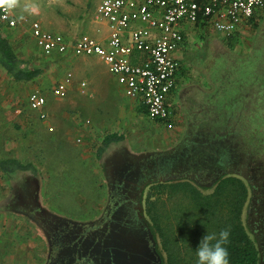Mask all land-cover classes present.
<instances>
[{
	"label": "rangeland",
	"instance_id": "1",
	"mask_svg": "<svg viewBox=\"0 0 264 264\" xmlns=\"http://www.w3.org/2000/svg\"><path fill=\"white\" fill-rule=\"evenodd\" d=\"M99 1L0 0V11L2 6L7 4H14L16 7L14 15L17 25L10 27L0 21L3 34L13 43L20 58L30 62V66L44 69L39 79L22 84L12 81L0 68V157L14 156L26 162L32 161L41 171L40 177L35 176V180L31 181L23 173L15 179H9L0 173V264H45L48 249L45 236L37 224H40L42 215H46L49 211L74 222H85L99 215L100 207H103L107 200L108 190L104 162L99 160L97 151L102 145V138L114 132L116 127L124 131L126 141H123L122 145L127 147L126 153L134 158L141 157L151 162L155 161V156H170L171 161H175L173 163L175 167L181 159L176 158L175 153L187 146L183 144L186 141L185 143L191 142L197 145L194 151L189 150L187 156L188 159L196 160L199 168L202 161L212 160L213 149L209 152L207 148H200L199 142L192 140L196 129L190 121L187 126L190 132L188 135H183L176 128L168 129L163 123L151 120L144 114L131 112L130 107L125 103L128 98L124 95L121 86L98 58H84L87 60L85 61L83 58L47 57L38 48L31 32L34 22H39L48 31L67 36L89 32ZM250 30L255 33L254 37H250L251 51L246 53V50H240L242 48L239 49V42L236 43V49L238 48V54L246 57L245 60H241L242 62L253 63L252 57L256 55L259 63L256 67L263 71L264 19L259 21L257 26L250 25ZM207 32L210 38L208 35L199 42L198 35V42L192 45L189 51L191 56L198 59L197 69L204 70L207 79L205 82L204 80L197 82L199 92L195 96L203 99L210 96L214 99L212 105L215 104V107L224 110L227 106L229 108L230 102L236 101L240 95H245V92L253 93L250 90L253 80L260 84L261 94L264 93V75L256 78L253 76L251 66L242 64L238 68V62H234V59L224 61L217 48L221 42L215 39L222 34L210 30ZM250 55L251 57H248ZM233 62L236 66L232 65ZM240 72L241 75L248 74L250 77L249 81L243 79L242 87L237 78ZM67 73L74 75L75 86L63 98L54 96L52 89ZM80 81L88 83L86 90L79 86ZM254 88L257 89L256 86ZM35 91H40L47 97L46 120L42 119L38 112L29 109L28 98ZM249 97L251 99L253 96ZM114 100L125 106L123 110L125 114H120L119 108H115ZM225 102L227 103L224 106ZM240 103L241 107H244V103L242 101ZM212 105L210 106L208 102L202 106L205 111L198 117L200 122L209 116L214 117V113L210 111ZM201 111L199 110V114ZM257 111L254 117L253 115L241 117L242 111H239V118L242 121L240 127L248 128V137L252 138L250 143L253 145L244 146L242 152L245 149L249 151L247 149L249 148L257 153L261 143L264 146V128L261 129L263 135L260 137L258 133L254 135L252 127L254 125L257 129L259 123L264 121L262 97ZM221 116L220 114L219 118ZM50 127L53 130H50ZM210 137L212 143L216 144L217 138L213 135ZM255 137H259V140L255 141ZM199 138L209 139V134L204 132ZM117 145L110 147L108 154L105 155L106 157L110 153L114 154L113 168L110 170L112 174L114 172V181L118 178L119 168L132 171V165L127 164L131 161L122 155L123 150ZM238 151L239 148L232 150L234 154ZM258 157L243 158L239 164L230 166L229 170L240 171L260 191L264 189V156L258 155ZM109 160L108 163L110 162L111 165L113 160ZM181 164L182 162L166 175L163 174L169 182L186 180L204 186L211 183L212 177L216 174L212 170L220 169L221 162L219 159L210 162L211 171L204 168L206 173H210L209 177H206L205 173L197 175L200 170L193 167L197 171L195 173L191 164H187L188 166L182 164L183 167ZM146 167L148 171L151 164ZM161 175L159 170L152 169V178H150L152 182H157ZM67 178L72 180L69 184ZM148 181L149 179L146 181V186ZM28 182L34 183L32 187L36 185L35 191L27 184ZM21 191L30 195L35 193L33 197L38 195L40 210L27 203L25 197H15L14 193L18 194ZM258 196L259 193L255 194V197ZM259 210L264 213V205L253 201L251 212L256 215L250 219V226L252 230H258L257 235L262 234L259 242L262 243L264 251V225L259 222Z\"/></svg>",
	"mask_w": 264,
	"mask_h": 264
},
{
	"label": "flooded vegetation",
	"instance_id": "2",
	"mask_svg": "<svg viewBox=\"0 0 264 264\" xmlns=\"http://www.w3.org/2000/svg\"><path fill=\"white\" fill-rule=\"evenodd\" d=\"M237 36L238 35L236 34L231 39L224 35L217 37L221 39V43L217 45V48L224 61L234 59V62H238L239 68L242 65V61L239 59L241 54H238L236 49ZM190 47L191 46L188 43V47L185 45L183 49L178 52L180 71L177 76L176 86L173 93H176L178 97L180 106L186 114L187 122L189 123L190 121L193 128L196 129L194 137L192 136V140L196 143L199 142L201 144L199 147L202 149L207 148L209 152L210 149H213V154H211L212 160L210 161L200 160L202 162L200 163L201 168H199L196 160H193L192 158L188 159L187 156L189 150L194 151L197 145L191 142L185 143L186 141H184L183 144H187L188 147L184 146L183 149H180L179 152L175 153L176 158H181L178 160L176 166H180L181 162L183 165L191 164L194 171L195 169L200 170L198 172L195 171V173L197 172V175L205 173L204 175L209 177L210 173H206L205 169L211 171L212 166L210 165V162H215L219 159L221 162L219 166L220 169L216 171L212 170L216 174L212 177L211 183L204 186L196 184L201 190L207 193H212L217 184L224 178L236 177L245 182L248 188V198L242 214V220L260 253L259 264H264V251L261 245L262 243L259 242V237H261L262 234L257 235L258 230L254 231L250 226V219L256 215V213L251 212V204L253 201H258L259 205H264V189L258 191V187L252 185L247 176L238 170H229L230 166L239 164L243 158L253 159L254 156H264L263 143H261V145L258 144L260 145V148L257 153H254L252 149L249 148H247L249 151H246L245 149V151L242 152L244 146L253 145L250 143L252 138L248 137V128L246 129L244 127V129L240 127L242 121L241 118H239L240 110L242 111L241 117H245L246 115H253L254 117L255 114L258 113V104L261 103V100L259 97L257 101L253 100V97L250 99V93H244L241 91L245 95H240L236 101L230 102L229 108L227 106L224 110H220L221 108L215 107V104L212 105L214 99L209 96L208 102L210 106L212 105L210 111L214 113V117L209 116V118L200 122L198 117L205 111L204 110L199 114L201 108L196 110L197 112H194V114H191V112L189 114L184 107V101L188 100L189 95H192L193 92H199L197 88L198 81L204 80L205 82L207 80L203 72L204 70L201 71L202 69L199 67L198 68L201 70L197 69V65H199L197 64V62H199L198 59L189 54V51L191 50ZM234 62L232 65L236 66ZM241 74L242 73L240 72L237 78H239L238 81L241 82L242 87L244 86L242 85L243 79L246 78L247 81H249V76L248 74ZM181 90H184L182 95L180 92ZM191 101L194 105L193 108L201 107V104L197 102V100L196 102H194L193 99ZM240 101L244 103V107H241ZM233 102L235 103L233 104ZM226 103L227 102L223 105L225 106ZM252 105L255 107L253 110ZM220 114L222 116L219 118ZM232 120L234 122H232ZM256 123L258 124L257 120ZM259 125L260 126L257 129L254 125L252 127L254 128V135L258 133L259 136L262 137L263 130L261 129L262 127L264 128V121H261ZM189 132L190 130L187 127L185 135H188ZM204 132L209 134V139L199 138ZM211 135L217 138L216 144L212 143ZM257 139L259 140V137H255V141H257ZM114 144H118L117 146L123 150L122 155L126 156L127 159L131 161L127 164L132 165V171H128L123 167L119 168V173L117 175L118 178L115 179V181L114 172L112 174L110 171L113 168L114 156L112 155L114 154L110 153L111 155L109 154L105 157V155L108 154L109 148L113 147ZM114 144L107 149L102 158V162H104L103 165L107 181L108 196L104 206L100 207L99 215L97 217L88 219L85 222H70L60 219V217L52 211H49L46 215H42L43 218H41L40 224L38 223L37 226L41 229L46 239L48 253L45 264H168L166 253L161 244V239L158 234H155L152 230L153 223L148 217L146 200L153 185L169 182L163 174L166 175L171 170L176 169V166H173L175 161H171L170 156H155V161L153 160L151 162L149 159L147 160L141 157L134 158L126 153L125 149L127 147L122 145V141ZM235 148H239L237 154L232 152ZM110 156L113 158H110ZM104 158H106L105 161ZM213 158L216 160H213ZM108 160H113L111 165L109 164L110 162L108 163ZM134 161L135 166L133 167ZM150 164L151 167L147 171L146 165ZM182 164L181 166L183 167ZM152 169H157L162 173L157 182H152ZM23 174H26L25 176H27L29 181L33 179L35 180L34 174ZM148 179L149 181L146 186L145 184ZM197 182L198 181H196V183ZM27 184L35 191L36 185L32 187L34 184L33 182H28ZM257 193H259V196L255 197V194ZM34 194L35 193H31V196L24 191H21L18 194L14 193L15 197H25L27 203L33 205V208L36 210H40L39 197L38 195L33 197ZM259 222L264 225V213H262V210H259Z\"/></svg>",
	"mask_w": 264,
	"mask_h": 264
},
{
	"label": "built area",
	"instance_id": "3",
	"mask_svg": "<svg viewBox=\"0 0 264 264\" xmlns=\"http://www.w3.org/2000/svg\"><path fill=\"white\" fill-rule=\"evenodd\" d=\"M15 8L14 4L2 6L0 21L15 27ZM94 19L103 27L101 36H67L48 31L39 22L32 24L31 32L47 57L100 59L125 95L145 106L151 120L175 129L171 96L180 71L177 54L191 29L230 38L243 25L264 19V0H100ZM73 78L67 73L52 89L53 95L65 97ZM81 87L87 88V83L82 82ZM28 102L42 119L48 118L43 93H31Z\"/></svg>",
	"mask_w": 264,
	"mask_h": 264
},
{
	"label": "trees",
	"instance_id": "4",
	"mask_svg": "<svg viewBox=\"0 0 264 264\" xmlns=\"http://www.w3.org/2000/svg\"><path fill=\"white\" fill-rule=\"evenodd\" d=\"M251 24L257 26L258 22L252 21ZM245 58L241 55L239 59ZM252 58L253 63L245 61L242 64L251 66L253 76L261 77L264 70L257 68L259 63L256 55ZM30 65V62L19 57L13 43L0 28V68L15 83L27 84L36 81L44 73L43 68ZM260 87L253 80V93L250 95L255 101L258 97L260 100L261 97L264 99V93L259 91ZM196 100L201 104L197 108H201L203 112L202 106L208 103L209 97H196ZM253 108L255 107L252 105V110ZM29 109L35 111L30 106ZM139 112L146 114L144 108ZM124 139L123 135L117 133L106 135L97 151L98 158L101 159L112 144ZM0 173L9 179H15L21 173H32L40 177L41 171L34 162L12 156L0 157ZM67 180V184L72 181L70 178ZM247 198L248 188L245 182L236 177L222 179L212 193H207L194 182L186 180L153 185L146 200L147 213L153 223V232L161 239L168 264H197L195 249L201 238L206 232L218 235L226 229L230 231L227 245L230 264H259L260 253L242 220Z\"/></svg>",
	"mask_w": 264,
	"mask_h": 264
},
{
	"label": "crops",
	"instance_id": "5",
	"mask_svg": "<svg viewBox=\"0 0 264 264\" xmlns=\"http://www.w3.org/2000/svg\"><path fill=\"white\" fill-rule=\"evenodd\" d=\"M250 25H252L251 23H249V24H247V25H243L242 26V28H241V30H240V32L237 34L238 36H237V42H239V45H238V47H239V49L240 48H242V49H240V50H246V53H248V52H250L251 51V49H252V45H250L251 44V42H250V40H251V38L250 37H254V32L252 31V30H250ZM89 32H85V33H89V34H91V35H94V36H101L102 34H103V27H101L100 26V24L99 23H97L96 21H95V19L93 20V23H92V25L90 26V28H89V30H88ZM208 31V30H207ZM207 31H202V30H195V29H191V31L189 32V39H188V41L186 42V44L185 45H187V47H188V43L190 44V46H192V45H195L197 42H198V35L200 36V40H199V42H202L201 41V39H203V38H206L208 35V38H210V34H209V32H207ZM211 31V30H210ZM211 32H215V31H211ZM204 33H205V35H204ZM241 34V35H240ZM217 38V37H216ZM215 38V39H216ZM217 39H219V40H221L220 38H217ZM240 39V40H239ZM241 43V44H240ZM238 49V48H237ZM177 56H178V54H177ZM71 58H73V59H80V58H88V57H80V58H75V57H71ZM91 58H93V57H91ZM85 61H87L86 59H84ZM100 60V59H99ZM101 61V60H100ZM113 76V75H112ZM115 78V77H114ZM115 81L117 82V80L115 79ZM76 81H75V79H74V81H73V83H72V85L70 86V88H69V92H70V90L75 86V83ZM82 82H86V81H80V87H81V83ZM87 83V82H86ZM117 84H118V82H117ZM87 87H88V83H87ZM82 88V87H81ZM122 88V87H121ZM85 90H86V88H85ZM122 90H123V88H122ZM183 91L184 90H181L180 92H181V95H182V93H183ZM123 93H124V91H123ZM124 95H125V93H124ZM126 96V95H125ZM127 97V96H126ZM128 98V97H127ZM194 100V102H196V97L194 96V92L192 93V95L190 94L189 95V97H188V100H186V101H184V107H185V109H186V111L190 114V112H191V114L193 113L194 114V112H197L193 107H194V105H193V103H192V101L191 100ZM116 101L114 100V104H115V108H119V110H120V114H125V112H123V110H124V107L125 106H123L122 104H119V103H115ZM126 104H127V106L128 107H130V111L131 112H137L138 114H141L139 111L141 110V108H144L145 110H146V108H145V106L140 102V101H136V100H133V99H130V98H128V101L127 102H125ZM124 104V103H123ZM171 104H172V106H173V108H174V110H175V113H176V116H175V123H176V129H178V131H180L181 132V134H183V135H185V133H186V129H187V124H188V122H187V118H186V114L184 113V111L182 110V108H181V106H180V103H179V100H178V97H177V95H176V93H173L172 94V96H171ZM127 108V107H126ZM184 109V108H183ZM144 115H146L147 116V113L146 114H144ZM189 117V116H188ZM119 128H117L116 127V130H114V132H112V133H117V134H120V135H123L124 137H125V139L123 140V141H126V136H125V133H124V131H122V130H118ZM112 133H109V134H112ZM88 134V133H87ZM108 135V134H107ZM182 135V136H183ZM106 136V135H105ZM104 136V137H105ZM103 137V138H104ZM103 138H102V140H103ZM102 140H101V144H102ZM123 141H122V143H123ZM102 146V145H101ZM85 150V149H84ZM84 150H83V152H84ZM84 156V155H83ZM103 158V157H102ZM102 158L101 159H99V160H102Z\"/></svg>",
	"mask_w": 264,
	"mask_h": 264
},
{
	"label": "clouds",
	"instance_id": "6",
	"mask_svg": "<svg viewBox=\"0 0 264 264\" xmlns=\"http://www.w3.org/2000/svg\"><path fill=\"white\" fill-rule=\"evenodd\" d=\"M229 237L230 231L227 229L218 235L206 232L195 249L197 264H230L227 248Z\"/></svg>",
	"mask_w": 264,
	"mask_h": 264
},
{
	"label": "water",
	"instance_id": "7",
	"mask_svg": "<svg viewBox=\"0 0 264 264\" xmlns=\"http://www.w3.org/2000/svg\"><path fill=\"white\" fill-rule=\"evenodd\" d=\"M60 217V216H59ZM60 219H63V220H65V221H70V220H68V219H66V218H63V217H60ZM70 222H74V221H70Z\"/></svg>",
	"mask_w": 264,
	"mask_h": 264
}]
</instances>
